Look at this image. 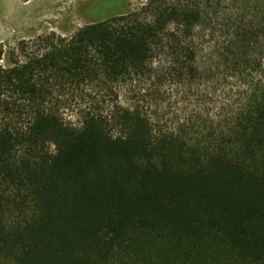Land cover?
Returning <instances> with one entry per match:
<instances>
[{
  "label": "trees",
  "instance_id": "trees-1",
  "mask_svg": "<svg viewBox=\"0 0 264 264\" xmlns=\"http://www.w3.org/2000/svg\"><path fill=\"white\" fill-rule=\"evenodd\" d=\"M5 53L0 264H264V0H146Z\"/></svg>",
  "mask_w": 264,
  "mask_h": 264
},
{
  "label": "rangeland",
  "instance_id": "rangeland-1",
  "mask_svg": "<svg viewBox=\"0 0 264 264\" xmlns=\"http://www.w3.org/2000/svg\"><path fill=\"white\" fill-rule=\"evenodd\" d=\"M2 1V0H0ZM3 0L0 7L1 26L0 42L4 44L3 64L8 65V52L17 51L20 40H31L39 35L56 33L70 37L82 27L111 16L138 10L146 0ZM24 57L21 56L22 60ZM181 94L177 88L167 94L163 100L168 111L177 112L182 108ZM89 101L88 95H74L68 101L65 115L76 119L80 107ZM180 102V103H178Z\"/></svg>",
  "mask_w": 264,
  "mask_h": 264
},
{
  "label": "crops",
  "instance_id": "crops-1",
  "mask_svg": "<svg viewBox=\"0 0 264 264\" xmlns=\"http://www.w3.org/2000/svg\"><path fill=\"white\" fill-rule=\"evenodd\" d=\"M3 1V0H2ZM2 1H0V7L2 6ZM11 2H14V3H19L18 0H11ZM1 13H2V10L0 8V16H1ZM2 16H3V13H2ZM1 18H0V31L2 30V26H1Z\"/></svg>",
  "mask_w": 264,
  "mask_h": 264
}]
</instances>
